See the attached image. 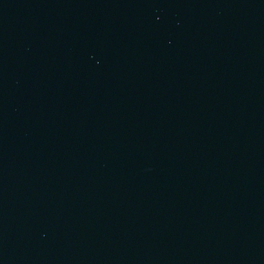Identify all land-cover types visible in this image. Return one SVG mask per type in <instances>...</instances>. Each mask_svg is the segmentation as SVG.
Segmentation results:
<instances>
[{
    "label": "water",
    "instance_id": "obj_1",
    "mask_svg": "<svg viewBox=\"0 0 264 264\" xmlns=\"http://www.w3.org/2000/svg\"><path fill=\"white\" fill-rule=\"evenodd\" d=\"M0 264H264V0H0Z\"/></svg>",
    "mask_w": 264,
    "mask_h": 264
}]
</instances>
